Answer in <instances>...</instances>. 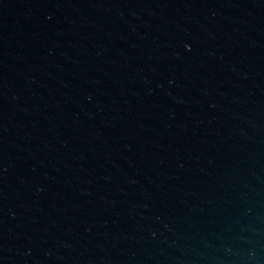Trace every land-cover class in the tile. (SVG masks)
<instances>
[{"label":"water","instance_id":"water-1","mask_svg":"<svg viewBox=\"0 0 264 264\" xmlns=\"http://www.w3.org/2000/svg\"><path fill=\"white\" fill-rule=\"evenodd\" d=\"M0 264H264V0H0Z\"/></svg>","mask_w":264,"mask_h":264}]
</instances>
